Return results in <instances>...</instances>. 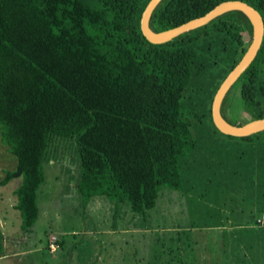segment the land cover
I'll list each match as a JSON object with an SVG mask.
<instances>
[{
  "label": "trees",
  "instance_id": "obj_1",
  "mask_svg": "<svg viewBox=\"0 0 264 264\" xmlns=\"http://www.w3.org/2000/svg\"><path fill=\"white\" fill-rule=\"evenodd\" d=\"M222 1L162 0L149 25L166 30ZM243 1L264 22V0ZM148 2L0 0V140L17 160L0 185L21 178L15 207L27 232L39 215L51 146L70 138L83 202L102 195L144 213L165 189L191 200L225 192L251 199L256 222L264 214V130L224 134L211 113L218 87L249 45L248 17L232 10L154 44L140 28ZM240 101L242 116L235 114ZM221 114L233 124L264 117V36Z\"/></svg>",
  "mask_w": 264,
  "mask_h": 264
},
{
  "label": "rangeland",
  "instance_id": "obj_2",
  "mask_svg": "<svg viewBox=\"0 0 264 264\" xmlns=\"http://www.w3.org/2000/svg\"><path fill=\"white\" fill-rule=\"evenodd\" d=\"M242 105L240 101L235 114L245 115ZM53 143L54 154L44 164L45 181L37 191L39 215L30 231L22 228L15 207L21 178L0 185L6 254L0 264H264V223L254 222L251 199L223 192L220 198L191 200L165 189L156 206L144 213L102 195L83 202L73 185L75 163H69L78 160L75 139ZM16 163L0 140V180ZM242 221H251V228L241 227Z\"/></svg>",
  "mask_w": 264,
  "mask_h": 264
},
{
  "label": "water",
  "instance_id": "obj_3",
  "mask_svg": "<svg viewBox=\"0 0 264 264\" xmlns=\"http://www.w3.org/2000/svg\"><path fill=\"white\" fill-rule=\"evenodd\" d=\"M161 1L162 0H149L140 18V28L144 37L154 44L170 41L173 38L203 26L218 16L232 10L241 11L248 17L252 29L249 45L237 64L226 75L214 95L211 106L212 121L220 132L237 137L248 136L264 130V117L249 120L243 124H233L227 121L221 114V104L226 93L239 76L252 63L262 45L264 22L259 11L243 0H225L215 5L202 16L190 19L178 26L166 30L154 31L150 27L149 21L153 10Z\"/></svg>",
  "mask_w": 264,
  "mask_h": 264
},
{
  "label": "built area",
  "instance_id": "obj_4",
  "mask_svg": "<svg viewBox=\"0 0 264 264\" xmlns=\"http://www.w3.org/2000/svg\"><path fill=\"white\" fill-rule=\"evenodd\" d=\"M258 223H263L264 222V214L262 215L261 218H258L257 220ZM56 246V247H55ZM50 247L52 249V251L56 250L57 245L55 244V238H53L50 242Z\"/></svg>",
  "mask_w": 264,
  "mask_h": 264
},
{
  "label": "crops",
  "instance_id": "obj_5",
  "mask_svg": "<svg viewBox=\"0 0 264 264\" xmlns=\"http://www.w3.org/2000/svg\"><path fill=\"white\" fill-rule=\"evenodd\" d=\"M243 222V223H242ZM242 222H240L241 223V227H250L251 228V221H250V223H248V221H242ZM254 222H255V220H254ZM264 223V222H263ZM263 223H257L256 222V224L258 225V226H261L260 224H263ZM236 224H238V223H236ZM226 225H224L223 227H225ZM238 226H239V224H238ZM232 227V226H231Z\"/></svg>",
  "mask_w": 264,
  "mask_h": 264
}]
</instances>
